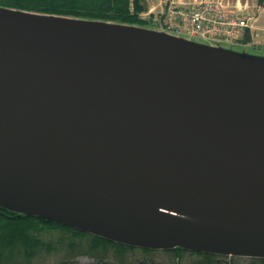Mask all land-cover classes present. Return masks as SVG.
Returning <instances> with one entry per match:
<instances>
[{
    "label": "water",
    "instance_id": "obj_1",
    "mask_svg": "<svg viewBox=\"0 0 264 264\" xmlns=\"http://www.w3.org/2000/svg\"><path fill=\"white\" fill-rule=\"evenodd\" d=\"M50 16L127 26L0 7V205L139 246L264 257V56L145 32L106 42ZM160 53L253 77L259 107L176 94Z\"/></svg>",
    "mask_w": 264,
    "mask_h": 264
},
{
    "label": "trees",
    "instance_id": "obj_2",
    "mask_svg": "<svg viewBox=\"0 0 264 264\" xmlns=\"http://www.w3.org/2000/svg\"><path fill=\"white\" fill-rule=\"evenodd\" d=\"M257 2L264 6V0ZM0 7L138 26L154 22L153 15L141 16L147 9L142 0H0ZM242 41H251L248 28ZM79 256L93 264H156L159 257L175 264H220L225 259L264 264V257L139 246L0 205V264H77Z\"/></svg>",
    "mask_w": 264,
    "mask_h": 264
},
{
    "label": "bare ground",
    "instance_id": "obj_3",
    "mask_svg": "<svg viewBox=\"0 0 264 264\" xmlns=\"http://www.w3.org/2000/svg\"><path fill=\"white\" fill-rule=\"evenodd\" d=\"M18 13L25 14V12ZM48 19L50 21L59 20V22L67 25L81 26L84 29L88 28L91 33L101 35L106 39V42L122 36H149L145 35L143 31L110 23L83 22L74 18L51 16ZM94 45L103 50H115L114 47H110L109 45L105 47L100 42H96ZM156 57L167 69L168 78L176 94L198 95L200 97H209L210 99L215 98L217 102H220V105L224 104L228 109L233 108L248 115L253 114L260 105L261 95L256 93L254 88L256 81L253 77H229L206 65L163 53L157 54ZM137 85L134 84V86L139 87Z\"/></svg>",
    "mask_w": 264,
    "mask_h": 264
},
{
    "label": "built area",
    "instance_id": "obj_4",
    "mask_svg": "<svg viewBox=\"0 0 264 264\" xmlns=\"http://www.w3.org/2000/svg\"><path fill=\"white\" fill-rule=\"evenodd\" d=\"M164 5L168 27L191 37L222 42L232 39L240 32V27L247 26L246 19L229 9L223 0H195L192 3L166 0Z\"/></svg>",
    "mask_w": 264,
    "mask_h": 264
},
{
    "label": "rangeland",
    "instance_id": "obj_5",
    "mask_svg": "<svg viewBox=\"0 0 264 264\" xmlns=\"http://www.w3.org/2000/svg\"><path fill=\"white\" fill-rule=\"evenodd\" d=\"M166 0H162V4L164 5V2ZM260 5V4H259ZM263 6V5H261ZM264 7V6H263ZM229 9H232L233 11H235L237 14H239V16H243L246 20L245 24L247 26H251L250 24V18L244 16L243 14H241V9L240 8H233L232 6H229ZM166 9H162L161 12L157 11H144L141 13V16L143 17H149V15H153V20L154 22L152 23V25H147V26H138V25H128V24H123V25H127V27H132L134 29H138L141 30L149 35H154L155 37H157L158 35H165V36H170V37H175V38H179V39H183V40H189L192 41V43L197 44V45H201V46H213V47H221L223 49L229 50L231 52L234 53H246V54H250V55H257V56H264V37H260L258 35L252 36L251 35V41L248 43H244L242 41L243 39V35H244V30L247 27H240V32L235 34V36L232 37V39L227 40V41H220V42H211L207 39L204 38H200V37H191L188 34L182 33L181 31H175L171 28L168 27V25L166 24ZM161 15V17H159ZM157 17V19H156ZM253 17V16H252ZM160 20V21H159ZM117 24H121V23H117ZM250 32V31H249ZM156 260V264H175L173 262V260L168 259V258H164V257H159ZM77 264H93V260L86 257V256H79L77 258ZM184 262V261H183ZM183 262H179V264H185ZM220 264H251L249 263L247 260H243L242 261H232L231 259H225L224 262L220 263Z\"/></svg>",
    "mask_w": 264,
    "mask_h": 264
},
{
    "label": "crops",
    "instance_id": "obj_6",
    "mask_svg": "<svg viewBox=\"0 0 264 264\" xmlns=\"http://www.w3.org/2000/svg\"><path fill=\"white\" fill-rule=\"evenodd\" d=\"M147 11L161 12L166 9V5L162 4V0H142ZM192 3L195 0H173ZM228 6L240 8L241 14L246 17L251 16L250 24L247 26L252 36L258 35L264 37V7L259 5L257 0H223ZM253 16V17H252Z\"/></svg>",
    "mask_w": 264,
    "mask_h": 264
}]
</instances>
